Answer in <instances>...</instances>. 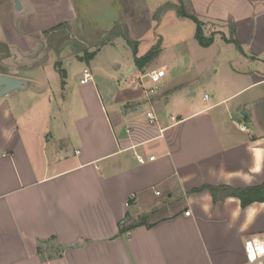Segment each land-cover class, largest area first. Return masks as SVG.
<instances>
[{"label": "crops", "instance_id": "obj_1", "mask_svg": "<svg viewBox=\"0 0 264 264\" xmlns=\"http://www.w3.org/2000/svg\"><path fill=\"white\" fill-rule=\"evenodd\" d=\"M189 2L227 39L233 28L243 62L257 64L227 67L199 100L193 81L170 75L181 55L158 61L163 36L138 64L154 45L101 27L111 38L97 47L76 0H0V75L28 85L0 99V264H247L264 203L196 190L264 184V0ZM219 39L232 45L215 36L202 48Z\"/></svg>", "mask_w": 264, "mask_h": 264}, {"label": "rangeland", "instance_id": "obj_2", "mask_svg": "<svg viewBox=\"0 0 264 264\" xmlns=\"http://www.w3.org/2000/svg\"><path fill=\"white\" fill-rule=\"evenodd\" d=\"M76 2L79 7L83 5L88 11V7L90 8L82 21L87 35L97 42V47L111 38L109 34L111 29L114 36L123 34L127 40L131 38L140 41V44L150 41L154 46H161L159 35L163 36L162 47H165L166 51L158 61L168 62L172 52L176 56L181 55L183 59L171 67L170 75L176 78V81H193L198 100L204 93L210 95L217 91L211 89L213 86L211 84L226 78L227 67L239 71L257 68L255 63L245 60L243 62L235 45L225 44L220 39L212 49H203L194 37L195 23L190 19L177 17L179 6L184 7L186 11H193L189 0H76ZM101 27L109 32H104ZM219 28L221 26L218 24H207L205 33L206 35L217 33L216 36L223 37L217 32ZM136 34L140 36L137 37ZM140 44L136 42V46ZM154 46L153 49L156 47ZM109 52L110 49H106L103 57ZM216 70L219 73H215ZM125 73L127 77L119 79L122 86H126L130 75L128 71ZM262 103L264 104V101ZM155 218L158 216L149 218L147 222L150 223Z\"/></svg>", "mask_w": 264, "mask_h": 264}, {"label": "trees", "instance_id": "obj_3", "mask_svg": "<svg viewBox=\"0 0 264 264\" xmlns=\"http://www.w3.org/2000/svg\"><path fill=\"white\" fill-rule=\"evenodd\" d=\"M181 1V0H180ZM177 13L178 16L181 18H187L190 19L191 21H193L196 25V32H195V38L198 41V43L200 44L201 47L203 48H208L210 47L214 41H215V36L217 33H214L212 35H206L205 33V28L207 26V23H205L204 21H202L197 14L195 13V11H186L184 9V7H178L177 8ZM231 38L227 39L222 33L224 40L227 43H231L234 44L238 50H242L239 42L234 38V29L231 28ZM160 50V46H156L154 49H152L147 56L141 58L138 60V64H148L150 63L159 53ZM95 56V53L93 54H86L84 57H82V60L86 61V63H89ZM62 77L65 78V76L62 74ZM202 190H209L213 197L214 200L217 201L218 199V193L223 192L225 195L228 196H234L236 198H238L241 201V205L243 209H246L249 205L255 203V202H260V203H264V184L258 187H254V188H245V189H233L230 190L226 187H221V188H212V187H203L201 189L196 190V192H200ZM148 217H143L140 221L137 222H131L130 223H120L119 228V235H124L128 232H131L134 228H137L139 226H145L148 225V227H152V225H149V223L147 222Z\"/></svg>", "mask_w": 264, "mask_h": 264}, {"label": "built area", "instance_id": "obj_4", "mask_svg": "<svg viewBox=\"0 0 264 264\" xmlns=\"http://www.w3.org/2000/svg\"><path fill=\"white\" fill-rule=\"evenodd\" d=\"M167 75L166 68L156 69L148 74L150 82L152 83L151 91L157 92L162 87V81ZM92 73L89 69H85L81 80L82 84H87L92 81ZM208 99V95L205 96ZM147 118L150 123H154L156 118L153 113H147ZM143 162V160H140ZM160 193H158L159 195ZM186 215L189 212L185 213ZM245 256L247 264H264V240L262 239H251L245 244Z\"/></svg>", "mask_w": 264, "mask_h": 264}, {"label": "water", "instance_id": "obj_5", "mask_svg": "<svg viewBox=\"0 0 264 264\" xmlns=\"http://www.w3.org/2000/svg\"><path fill=\"white\" fill-rule=\"evenodd\" d=\"M20 7V6H19ZM26 81L8 76L0 75V99L16 92L27 88Z\"/></svg>", "mask_w": 264, "mask_h": 264}]
</instances>
